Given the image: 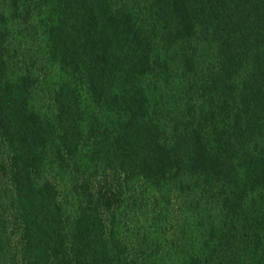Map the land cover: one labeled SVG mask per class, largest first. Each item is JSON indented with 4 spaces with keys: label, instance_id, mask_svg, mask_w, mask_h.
Segmentation results:
<instances>
[{
    "label": "trees",
    "instance_id": "trees-1",
    "mask_svg": "<svg viewBox=\"0 0 264 264\" xmlns=\"http://www.w3.org/2000/svg\"><path fill=\"white\" fill-rule=\"evenodd\" d=\"M0 264H264V0H0Z\"/></svg>",
    "mask_w": 264,
    "mask_h": 264
}]
</instances>
